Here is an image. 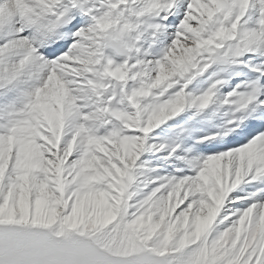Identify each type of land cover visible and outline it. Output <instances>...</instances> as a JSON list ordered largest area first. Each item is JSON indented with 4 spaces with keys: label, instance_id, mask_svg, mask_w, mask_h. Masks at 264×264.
<instances>
[{
    "label": "snow or ice",
    "instance_id": "6c2138e0",
    "mask_svg": "<svg viewBox=\"0 0 264 264\" xmlns=\"http://www.w3.org/2000/svg\"><path fill=\"white\" fill-rule=\"evenodd\" d=\"M0 264H264V0H0Z\"/></svg>",
    "mask_w": 264,
    "mask_h": 264
}]
</instances>
